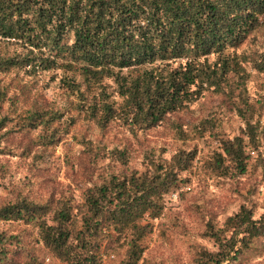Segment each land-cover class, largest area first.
Returning <instances> with one entry per match:
<instances>
[{"label": "trees", "instance_id": "trees-1", "mask_svg": "<svg viewBox=\"0 0 264 264\" xmlns=\"http://www.w3.org/2000/svg\"><path fill=\"white\" fill-rule=\"evenodd\" d=\"M263 16L264 0H0V80L10 74L17 81L20 71L58 70L63 94L74 96L99 130L118 121L134 133L186 108L208 89L224 93L222 84L234 75L237 93L229 101L240 132L219 138L208 166L219 176L241 175L254 150V166L264 176V158L257 153L264 94L248 98L242 65L264 73V49L254 57L236 53ZM4 95L0 91V102ZM40 105L33 101L27 108L26 126L40 130L34 144H55L59 127L66 130L60 126L64 109ZM84 145L93 162L107 158L120 170L98 172L99 180L84 187L73 211L61 201L54 208L49 200L34 202L20 193L0 201V264L33 259L17 226L34 229L42 251L60 264H102L101 252L120 249L118 264L139 263L150 221L160 216L163 200L179 197L194 151L179 149L167 159L145 152L135 167L126 146ZM202 235L214 248L196 250L195 264H237L264 238V212L254 217L252 206L241 204L221 225L207 223Z\"/></svg>", "mask_w": 264, "mask_h": 264}, {"label": "rangeland", "instance_id": "rangeland-1", "mask_svg": "<svg viewBox=\"0 0 264 264\" xmlns=\"http://www.w3.org/2000/svg\"><path fill=\"white\" fill-rule=\"evenodd\" d=\"M263 49L264 20L258 29L246 36L236 53L242 52L244 58L254 57ZM242 65L245 68L243 87L248 98L254 100L264 94V73L254 70L247 62ZM17 74V81H11L10 74L2 75L0 80V91H5L0 102V118H5V126L0 129L1 202L11 201L20 193L34 202L49 200L54 208L56 201H61L73 211L84 187L99 180L98 172H118L121 168L116 161L107 158L97 157L93 162L84 145L90 142L92 146L103 145L106 149L126 146L129 165L135 167L141 165L145 152L153 159H167L179 149L194 151L191 166L182 173L188 181L178 186L179 197L163 200L160 216L150 221L151 230L141 242L144 250L138 264H195L196 250L214 248L202 235L207 223L221 225L241 204L252 206L254 217L264 212V176L260 168L254 166V150L249 153L241 175L229 171L230 175L219 176L208 166L210 158L219 150V138L240 132L241 122L229 101V97L235 99L237 93L234 75H227V82L222 84L224 93L208 89L186 108L168 113L154 127L132 133L118 121L99 130L84 115L77 99L63 94L58 70ZM106 82L109 84L107 90H112L111 81ZM229 84L232 91L228 90ZM20 85L23 88H19ZM11 96L15 97L14 102L9 100ZM33 101L40 102L41 108L46 110L55 106L64 109V123L60 126H65L66 130L59 127L55 144H34L40 130L28 128L25 123L26 110ZM203 120L205 128L201 131ZM261 125L257 153L264 158L263 118ZM16 229L23 231V244L33 256L32 260L17 257L19 264H60L55 257L42 251L34 229L18 226ZM122 252L123 249L101 252L102 264H118ZM236 262L264 264V238L246 249Z\"/></svg>", "mask_w": 264, "mask_h": 264}]
</instances>
